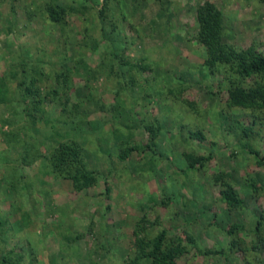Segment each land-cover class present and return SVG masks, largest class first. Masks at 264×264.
I'll return each mask as SVG.
<instances>
[{"label":"rangeland","instance_id":"rangeland-1","mask_svg":"<svg viewBox=\"0 0 264 264\" xmlns=\"http://www.w3.org/2000/svg\"><path fill=\"white\" fill-rule=\"evenodd\" d=\"M204 1L0 0V260L160 264L140 242L161 234L167 264H264V124L206 65ZM208 1L264 52V0ZM65 142L88 185L53 169Z\"/></svg>","mask_w":264,"mask_h":264},{"label":"trees","instance_id":"trees-1","mask_svg":"<svg viewBox=\"0 0 264 264\" xmlns=\"http://www.w3.org/2000/svg\"><path fill=\"white\" fill-rule=\"evenodd\" d=\"M57 8L65 11V7L61 5L49 4L47 6L51 19L58 20L60 18L61 10ZM196 16L199 22L197 37L206 47V65L209 70H215L219 66L227 64L236 74L235 79L229 80L228 95L230 102L235 105H245L252 107L254 110H260V112H256L257 114H253L252 123L260 120L264 124V52L254 46L236 49L224 42L222 39V14L213 2L207 0L200 3L196 8ZM23 80L21 78L19 84L28 97L31 94V86L23 84ZM240 128L246 136L250 126L241 125ZM191 134L202 136L200 131H191ZM248 150L257 155L259 162L264 163V153L259 155V152L250 145H248ZM188 158L191 165L195 161L202 160L201 157H195L192 154H188ZM50 160L55 171L59 173L66 171V176H69L79 188L88 185L94 180L93 174L89 171H82L80 168H75V170L71 171V166H74L80 160L79 147L75 142H65L54 148L50 154ZM161 239L162 235L160 234L157 238L155 237L153 242L144 243V241H141L140 250L145 251L144 249H146L149 253L147 254L152 255L155 262L158 260L162 261L160 264H167V262L178 255L181 249L179 248V251L172 249L162 251ZM22 256L21 253L16 255V263L22 259ZM11 258V255H3L0 264H5V262L14 264Z\"/></svg>","mask_w":264,"mask_h":264}]
</instances>
